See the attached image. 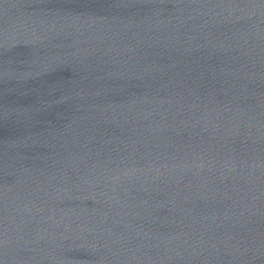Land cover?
Segmentation results:
<instances>
[{"label": "water", "instance_id": "95a60500", "mask_svg": "<svg viewBox=\"0 0 264 264\" xmlns=\"http://www.w3.org/2000/svg\"><path fill=\"white\" fill-rule=\"evenodd\" d=\"M0 264H264V0H0Z\"/></svg>", "mask_w": 264, "mask_h": 264}]
</instances>
